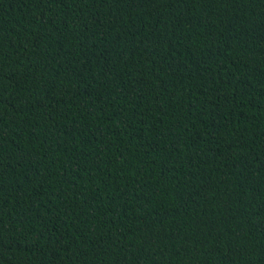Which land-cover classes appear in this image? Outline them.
Instances as JSON below:
<instances>
[{"label":"trees","instance_id":"1","mask_svg":"<svg viewBox=\"0 0 264 264\" xmlns=\"http://www.w3.org/2000/svg\"><path fill=\"white\" fill-rule=\"evenodd\" d=\"M0 264H264V0H0Z\"/></svg>","mask_w":264,"mask_h":264}]
</instances>
